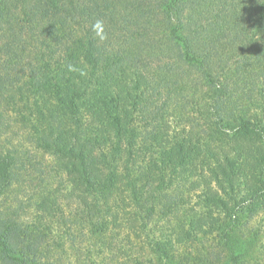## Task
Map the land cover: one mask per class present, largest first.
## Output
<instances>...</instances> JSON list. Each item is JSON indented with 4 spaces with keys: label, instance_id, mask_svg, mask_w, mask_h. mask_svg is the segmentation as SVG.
<instances>
[{
    "label": "rangeland",
    "instance_id": "1",
    "mask_svg": "<svg viewBox=\"0 0 264 264\" xmlns=\"http://www.w3.org/2000/svg\"><path fill=\"white\" fill-rule=\"evenodd\" d=\"M162 42L144 55L147 68L118 71L117 108L104 110L101 96L85 90L77 102L82 134L54 94L0 97V153L9 154L13 177L0 196V222L8 220L0 231L14 255L56 264H224L221 231L234 220L232 229L250 241L243 264H264V194L251 156L264 136V62L248 51L249 64L219 74L217 88L231 89L219 103L202 70L182 61L169 38ZM138 76L147 81L139 88ZM89 104L99 107L96 116ZM64 145L93 149L99 201ZM246 207L256 214L236 219Z\"/></svg>",
    "mask_w": 264,
    "mask_h": 264
},
{
    "label": "trees",
    "instance_id": "2",
    "mask_svg": "<svg viewBox=\"0 0 264 264\" xmlns=\"http://www.w3.org/2000/svg\"><path fill=\"white\" fill-rule=\"evenodd\" d=\"M97 21L102 25L94 31ZM163 35L173 42L182 61L202 70L209 87L217 89L218 101L231 92L228 86L217 88L219 74L227 72L232 63L238 64V71L240 65L249 64L248 51L253 61L264 62V0H0V97L14 91L27 96L54 94L81 132L84 127L77 102L85 90L89 88L92 94L101 96L104 110L117 108L118 71L124 74L126 67L147 68L149 64L142 59L165 44ZM258 37L260 42L255 44ZM76 49L82 50V57ZM170 52H156L155 56L167 58ZM140 73L136 70L135 75ZM146 82L138 76L137 88ZM94 107L89 104L88 109L96 116L99 107ZM113 121L120 126L119 118ZM117 138L121 146L123 138ZM259 141L251 153L256 161L257 184L262 186L258 187V195L264 194V136ZM86 148L64 145L60 150L79 174L88 195L99 201L91 175L90 157L94 151ZM12 179L9 154L0 153V196ZM133 195L140 206L138 192ZM81 199L91 213L89 203ZM252 201L260 207L256 199ZM245 214L254 216L256 212L246 207L236 213V219ZM237 222L231 220L221 231V244L228 255L224 264H243L248 258L244 255L250 241H244L232 229ZM7 236L0 231L2 264H56L43 257L14 255L16 249Z\"/></svg>",
    "mask_w": 264,
    "mask_h": 264
},
{
    "label": "clouds",
    "instance_id": "3",
    "mask_svg": "<svg viewBox=\"0 0 264 264\" xmlns=\"http://www.w3.org/2000/svg\"><path fill=\"white\" fill-rule=\"evenodd\" d=\"M102 25V22L101 21H97L94 25H93V30L95 31L96 29H99ZM71 70V67L70 69Z\"/></svg>",
    "mask_w": 264,
    "mask_h": 264
}]
</instances>
